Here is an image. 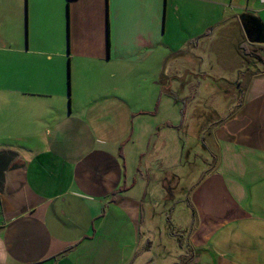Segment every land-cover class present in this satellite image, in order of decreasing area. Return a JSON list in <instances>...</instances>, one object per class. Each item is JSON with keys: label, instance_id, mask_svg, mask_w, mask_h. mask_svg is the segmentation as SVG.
<instances>
[{"label": "crops", "instance_id": "obj_1", "mask_svg": "<svg viewBox=\"0 0 264 264\" xmlns=\"http://www.w3.org/2000/svg\"><path fill=\"white\" fill-rule=\"evenodd\" d=\"M242 13L264 23V0H73L67 15L65 0H0V264H169L144 230L155 219L156 249L173 234L166 220L185 229L183 264H264V51L258 63L251 55L257 68L237 104L225 108L216 96V107L191 112L196 134L182 120L155 122L162 106L142 93L117 97L111 84L154 77L155 96L183 114L196 91L176 95L174 84L207 81L209 46ZM165 33L186 38L167 46ZM178 130L201 137L206 162L186 204L169 209ZM161 176L166 196L147 202ZM98 224L117 225V253L110 243L96 255Z\"/></svg>", "mask_w": 264, "mask_h": 264}, {"label": "rangeland", "instance_id": "obj_2", "mask_svg": "<svg viewBox=\"0 0 264 264\" xmlns=\"http://www.w3.org/2000/svg\"><path fill=\"white\" fill-rule=\"evenodd\" d=\"M234 21H235L234 25L236 27H235V30L231 34H227L229 38L226 36L224 37L223 33H221L218 36L223 35L222 36L223 38H220L219 40L213 42L212 43L213 46H209L208 48L205 59L211 60L213 67L210 68L206 64H204L203 66L204 71H205L204 74L209 77L206 79L207 81H203L200 77H196V78H193L192 80H187V83H185L184 80H178L174 84V88H175L174 93H176V95H179L182 93V95L189 96L188 91H191V90L196 91L195 94L194 92L192 93L194 94L193 99H192L193 100L192 104L186 105L187 108L183 109L184 110L183 114H182L181 108L178 109L177 106L174 105L172 100H167V99L160 100L159 95L155 96L156 88H155V85L151 83V80H153L154 77L143 76L144 79L142 80H140L138 77L134 80L129 79L128 81H123V82L115 80L116 82L111 83L113 85L112 92L117 97L120 96L121 91L123 95H125L128 92V95L126 96H129V97L133 96L134 93L138 95H141L142 93L144 95L146 105L147 103H150L152 108L154 106V110L157 109V106L163 107L161 108V111H160L161 113L160 119L162 120L156 117L157 114L155 112V116H154L155 122L160 121V123H165V119L166 120L170 119L173 124L178 125L182 120L184 123H187L188 126H191L193 128L194 133L196 134V131H195L196 126L192 118L191 112H193V110L194 112H197L201 108L209 109L207 108V106L210 107V109L216 107V105L220 104L217 101L218 99L216 98V96H219V100L224 104L225 108H229V107L231 108L233 107V105L237 104L238 103L237 96L242 91V89H245L247 87L249 76L252 74L251 71L253 69V66L251 64H254L255 62L256 63L259 62V58L256 59L255 57L254 58L256 59V61L255 62L251 61L252 60L251 55H258L260 51L261 52L264 51V46L249 44L245 40L240 28H238L239 26L237 24L238 23L237 17L234 18ZM183 38H186V36L182 34L181 35L175 34L174 36H171L169 33H165L162 39V44L167 45V46L168 45L175 46V45H178L179 44L178 42H180V40L182 41ZM234 40H237V41H234ZM163 49H164L163 54H165L166 57L169 56L172 52L168 47L163 48ZM239 49L240 50L242 49L244 52H246V54L244 55L243 52L240 51ZM193 52L195 54L204 53V51H202L200 48L194 50ZM240 55L244 56L242 62L240 61V58H239ZM187 59H190L192 61L191 65H194V68L197 67L196 63L200 61L199 57H194V56L191 58L187 57ZM185 63H187L186 59H184L180 65L176 66L177 70L181 71V68L183 69L185 67ZM191 65L186 64L188 68H191L190 67ZM240 67H243L242 71L238 70V72L236 73L235 68L241 70ZM257 67L260 69H264V65L263 66L260 65V63H258ZM257 67H254V69ZM143 68L147 70L150 67L144 66ZM245 68H248V69H245ZM190 78L191 77H188L186 79H190ZM115 86H118L120 91H115ZM213 92L217 94V95H214V97L212 96ZM186 100L189 101L190 97H188ZM184 102L185 101H183V103ZM153 113L154 111L151 112V114ZM148 116L152 118L151 115L148 114ZM198 116L204 121H206L208 118L212 117L213 114L209 113L205 116V113H199ZM114 119H116V115L112 114V120ZM147 121L149 122L148 119ZM198 128H199V121H198ZM182 131L180 130L177 131L178 141L176 143L177 147H176L175 158L180 159V160L177 162L176 166L171 167V172H175L177 174V185L176 187L174 186L175 188L171 191V194H173L175 199L170 200V198L168 197V201L170 202L168 205L169 209L173 206V204H175L177 207H183L186 204L187 192L191 184L196 178L195 175L198 171H200L205 166L204 163L206 162L205 160L206 157L205 155H203V152H202L204 149H202L201 137L197 138L198 141L195 139L192 141L191 135H190L192 133H188L185 130H182ZM132 142H139L138 146H141L140 141H132ZM189 151H191V156L188 157L187 152ZM190 160L191 162L193 161V163H190L189 162ZM188 162L189 164H187ZM168 170H165V171H168ZM153 179L154 178H152L151 180ZM165 179H166V176L165 177L161 176L160 180L153 184L154 186H156L155 194H149L146 197V199L148 198L146 200L147 202L148 201L156 202L158 199H160V202H161L163 200V198L166 196L165 192L167 191L164 189V187L166 189L168 187L167 180ZM163 182H164V185H163ZM153 190H154V187H151V191ZM166 212H167L166 213L167 215L165 216V220L166 218L167 219L170 218L169 217L170 210ZM104 213H105V209L102 214L104 215ZM177 214H179V212H177L175 215ZM169 222L168 220L165 221L166 226L164 229L166 231L172 230L170 232H173L172 236L169 237V239L165 241V245L167 246L168 250L167 249L165 250L163 248L156 249V246L159 245V239H160V236H157L156 231L161 232L162 225H163L162 222L160 221L158 222L155 219L153 221L154 225H152L151 227H145L144 230L155 234L152 241H153V247H155L153 248V252H154L156 259L161 260V256L165 255L169 259H171L169 264H171L173 261L175 262L172 264H179L178 261L184 258L185 252L183 250L184 246L182 242L186 237V231L184 228L182 229L179 228L180 224H178L176 228L175 226L173 227L171 225L170 219H169ZM183 225L184 224H182V226ZM116 226H112L111 227L112 229H110V227L108 226L104 228L102 226L99 227V224H98V229L99 230L102 229V230L99 231L96 239L90 244L91 247L94 248L98 252V253L96 252V255H99V254L101 255L102 253H104V250H101V249H103L104 247H107L108 245H110V243H111V246H110L111 249L109 251L112 253H117L116 249L120 248V242L117 241V235H115L114 237L112 236L114 232L113 229ZM154 227L156 229H154ZM103 234H105L106 236ZM100 236H105V237H100ZM163 241H164V238L160 245H164ZM176 245H179L181 248L180 249L177 248ZM115 246H116V249L114 250ZM162 250H164V252ZM166 251H168V253H166ZM169 251L172 253H169ZM95 259L97 262L103 260V258H100V257H95ZM138 262L139 261H137L136 264H138ZM105 264H107V262H105Z\"/></svg>", "mask_w": 264, "mask_h": 264}, {"label": "water", "instance_id": "obj_3", "mask_svg": "<svg viewBox=\"0 0 264 264\" xmlns=\"http://www.w3.org/2000/svg\"><path fill=\"white\" fill-rule=\"evenodd\" d=\"M237 19L245 40L249 44L264 46V23L250 13H242Z\"/></svg>", "mask_w": 264, "mask_h": 264}, {"label": "trees", "instance_id": "obj_4", "mask_svg": "<svg viewBox=\"0 0 264 264\" xmlns=\"http://www.w3.org/2000/svg\"><path fill=\"white\" fill-rule=\"evenodd\" d=\"M73 1V0H65V6H66V15L68 13V6H69V3ZM260 58V57H259ZM185 258L182 259V261L179 262V264H183L184 263V260Z\"/></svg>", "mask_w": 264, "mask_h": 264}, {"label": "flooded vegetation", "instance_id": "obj_5", "mask_svg": "<svg viewBox=\"0 0 264 264\" xmlns=\"http://www.w3.org/2000/svg\"><path fill=\"white\" fill-rule=\"evenodd\" d=\"M243 37V36H242ZM243 54H246V52L243 51ZM256 58H259L257 55H255ZM260 60V58H259ZM261 61V60H260ZM252 65V64H251ZM254 68V67H253Z\"/></svg>", "mask_w": 264, "mask_h": 264}]
</instances>
